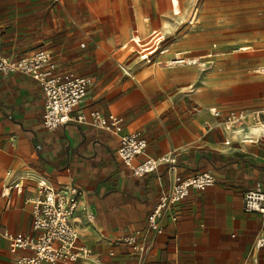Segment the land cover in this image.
I'll list each match as a JSON object with an SVG mask.
<instances>
[{
    "label": "crops",
    "instance_id": "0c3cea01",
    "mask_svg": "<svg viewBox=\"0 0 264 264\" xmlns=\"http://www.w3.org/2000/svg\"><path fill=\"white\" fill-rule=\"evenodd\" d=\"M39 51L93 86L73 121L48 132L39 83L0 73V264L29 253L4 234H36L32 203L42 182L83 192L75 227L91 256L76 264H264V247L256 248L264 218L243 208L248 190H264V141H245L256 138L264 110V76L255 73L264 67V1L0 0V58ZM192 52L199 55L187 60L208 67L174 64ZM94 112L123 117L122 135L144 134L136 163L174 154L176 172L163 165L134 177L118 157L121 135L75 121ZM239 112L250 116L229 128L227 116ZM207 171L215 185L191 190L158 217L160 234L150 230L174 175ZM14 182L24 192L7 197ZM137 232L143 256L126 243Z\"/></svg>",
    "mask_w": 264,
    "mask_h": 264
},
{
    "label": "built area",
    "instance_id": "2783aa9c",
    "mask_svg": "<svg viewBox=\"0 0 264 264\" xmlns=\"http://www.w3.org/2000/svg\"><path fill=\"white\" fill-rule=\"evenodd\" d=\"M174 64L189 66L199 65L207 68L206 64L196 63L195 60L177 59ZM0 73H20L29 76L39 83L45 95V114L43 127L48 132L56 131L60 126L73 121L72 113L89 96L93 86V80L89 77H81L72 71H58V66L52 61L51 55L45 51H39L32 56L9 60L0 58ZM264 76V67L255 71ZM215 116H220L213 111ZM248 112L233 113L226 118L229 128H236L249 118ZM79 124H87L94 128L104 130L114 135H121L118 148V157L132 172V175L141 178L156 173L159 167L168 165V172H176V156H162L158 159L147 157L143 162L136 163L137 158L145 155L147 141L142 132L122 135L125 120L121 116H103L94 112L87 120L86 116L78 115ZM257 136L246 138V142L264 141V110L257 114L256 123L253 126ZM216 183L214 174L210 171L203 172L188 178L174 175V182L169 193L163 195L154 213L149 217V229L161 233L157 226V219L164 210H168L186 199L191 190L204 192ZM40 198L33 205V236H12L5 233L4 237L10 240L16 249L26 250L29 253L18 258L17 264H76L81 260H88L91 250L79 244V231L75 227V214L79 209V201L83 192L76 186L64 185L58 189L49 188L46 183H39ZM24 186L14 182L3 194L7 197L11 193L22 194ZM243 208L246 213L260 214L264 218V191L260 186L248 190L243 200ZM89 219L93 216L88 212ZM141 233L137 232L128 238L126 243L132 246L142 256L145 253L143 245L137 244ZM264 247V238L256 243V248Z\"/></svg>",
    "mask_w": 264,
    "mask_h": 264
},
{
    "label": "rangeland",
    "instance_id": "374dc122",
    "mask_svg": "<svg viewBox=\"0 0 264 264\" xmlns=\"http://www.w3.org/2000/svg\"><path fill=\"white\" fill-rule=\"evenodd\" d=\"M264 0H249V3H257V2H263ZM175 40V38H173V37H170V38H168V39H166V42L165 43H171L172 41H174ZM211 50H213L212 49V47H211ZM212 53H215L214 51H211V52H209V53H207V54H212ZM199 54L198 53H191V55H180L181 57H180V59H188V58H193L194 56H198ZM206 55V54H205ZM192 67H195V68H200L201 66H199V65H195V66H192Z\"/></svg>",
    "mask_w": 264,
    "mask_h": 264
},
{
    "label": "bare ground",
    "instance_id": "6f19581e",
    "mask_svg": "<svg viewBox=\"0 0 264 264\" xmlns=\"http://www.w3.org/2000/svg\"><path fill=\"white\" fill-rule=\"evenodd\" d=\"M195 60V62L197 63L198 62V60L197 59H194ZM188 61H190V60H188Z\"/></svg>",
    "mask_w": 264,
    "mask_h": 264
},
{
    "label": "trees",
    "instance_id": "16d2710c",
    "mask_svg": "<svg viewBox=\"0 0 264 264\" xmlns=\"http://www.w3.org/2000/svg\"><path fill=\"white\" fill-rule=\"evenodd\" d=\"M264 191V190H263Z\"/></svg>",
    "mask_w": 264,
    "mask_h": 264
}]
</instances>
